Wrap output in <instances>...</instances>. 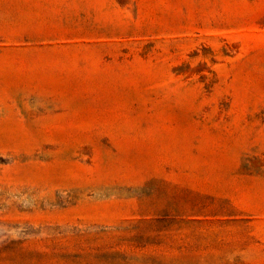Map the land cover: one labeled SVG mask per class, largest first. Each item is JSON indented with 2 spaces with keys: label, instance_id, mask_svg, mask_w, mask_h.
I'll return each instance as SVG.
<instances>
[{
  "label": "rangeland",
  "instance_id": "1",
  "mask_svg": "<svg viewBox=\"0 0 264 264\" xmlns=\"http://www.w3.org/2000/svg\"><path fill=\"white\" fill-rule=\"evenodd\" d=\"M0 264H264V0H0Z\"/></svg>",
  "mask_w": 264,
  "mask_h": 264
}]
</instances>
